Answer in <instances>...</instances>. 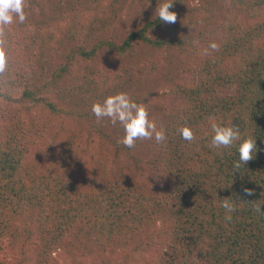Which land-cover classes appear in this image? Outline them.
<instances>
[{"label":"trees","instance_id":"1","mask_svg":"<svg viewBox=\"0 0 264 264\" xmlns=\"http://www.w3.org/2000/svg\"><path fill=\"white\" fill-rule=\"evenodd\" d=\"M41 2L26 0V22L5 28L8 67L0 74V236L23 214H30L42 238L37 254L47 259L69 234L82 233V239L102 248L112 245L111 253L117 244L160 221L169 237L166 264H264V215L255 211L258 204L264 211V150L241 169L233 167L244 138L252 136L257 148L264 149V0H228L239 13L223 15V19L202 8L200 22H212L214 30L201 34L199 43L191 38L152 36L163 25L157 14L128 31L121 41L106 40L104 25L116 19L125 0H68L65 10L48 20L39 13ZM164 2L146 0L140 11L157 12ZM208 42L218 44L219 51L198 53L197 61L186 70L188 80L169 92L164 90L167 105L161 104L149 117L164 130L166 141L159 145L154 138L136 142L135 148L143 141L148 144L150 165L166 186L160 195L125 175L81 184L71 176L69 166L30 173L28 157L44 139L40 120L31 117L36 110L62 121L76 117L88 136L134 158L135 148L124 147L118 136L92 121L90 111H78L75 105L79 100L102 102L104 94L116 95L122 85L133 84L136 75L144 81L158 79L169 66L93 62L101 51L129 56L134 45L143 44L186 53L189 48H208ZM166 82L142 94L134 89L127 94L150 110ZM226 86L234 87V93L217 97V88ZM213 124L238 127L241 141L231 149L213 148ZM181 127L192 130L193 142L181 138ZM245 188L254 195L246 196ZM227 198L236 209L231 221L225 220L227 213L221 207ZM18 248L22 253L17 264H29L23 246ZM110 260L104 264H113Z\"/></svg>","mask_w":264,"mask_h":264},{"label":"rangeland","instance_id":"2","mask_svg":"<svg viewBox=\"0 0 264 264\" xmlns=\"http://www.w3.org/2000/svg\"><path fill=\"white\" fill-rule=\"evenodd\" d=\"M65 1L68 2V0H44V2H41L39 13L43 14L42 18L48 20L49 16L55 12L65 10L67 7ZM145 1L125 0L116 19L104 25L103 38L110 41L115 40L117 43L124 38L128 31L137 28L141 22L153 18L157 13L156 11H140V5ZM173 1L171 0V2ZM202 8H207L210 15L214 12L217 13L219 19H223V15L234 17L239 13V10L234 8V4H230L228 0L225 2L221 0H175L171 11L177 14V21L172 24L163 22V25L158 30L153 31L151 35L166 39L191 38L193 42L199 43L201 34L214 30L212 22H200L198 14ZM209 43L206 45H209ZM206 47L204 45L202 48H189L186 53H180L171 48L157 50L148 48L143 44H136L129 56L119 57L112 51L103 50L93 62L99 60L117 61L121 65L129 67L143 66L144 62H153L155 65L169 66L166 74L159 76L158 79L144 81L142 75H136L133 78V84L128 83L127 87L122 85L116 91L117 93H128L134 89L136 93L142 94L160 85H165L164 82L168 78H176L170 84L166 82L165 88L159 90L158 100L149 106L148 113L150 117L154 111L163 107L161 104L167 105L169 97L164 94V90L169 92L170 89L184 85V81H187L190 75V72L187 73L186 70L190 68L191 63L197 61L198 53H201ZM75 74L68 75L60 84L58 91H61L66 86L67 80ZM109 93L104 94L99 100L103 102L108 96H111ZM233 93L234 87L229 86L217 88L216 90L217 97H226ZM74 102L70 101L72 103L70 106H74ZM93 103L95 102L89 101L88 104H84L82 100H79V103L75 106L78 111L91 112ZM31 117L40 120V127L44 128V139L40 140L36 152L28 157L30 173L40 174L53 167L69 166L71 176L81 184H86L94 178L108 179L116 175H125L129 179L138 181L150 193L160 195L162 191L166 190L163 180L157 175L153 165H150L152 154L148 150L146 141L135 148L134 158H130L121 153L117 154L113 147L106 142H102L96 136H88L86 130L79 125L81 122L76 121V117L74 121L72 119L62 121L54 116L45 115L40 110L33 111ZM92 121L103 131L112 132L122 139L124 131L119 124L113 126L107 119L100 123L96 121V118H92ZM51 143H53V146ZM12 226L13 229L9 231ZM10 227L4 229V233L0 236L2 240V242L0 241V261L3 264H17L18 258L21 257L20 253H22L18 248L20 245L24 248L23 251H25L29 264H73L75 262L78 264H95V262L104 264L110 258L113 264H166V261H170L167 226L160 221L146 227L127 242L121 245L117 244L111 253L112 245L102 248L97 246L91 239H82V233L79 235L76 233L69 234L60 248L47 259H41L37 254L42 238L38 234L37 224L30 214H23ZM25 229L28 231L22 232Z\"/></svg>","mask_w":264,"mask_h":264},{"label":"clouds","instance_id":"3","mask_svg":"<svg viewBox=\"0 0 264 264\" xmlns=\"http://www.w3.org/2000/svg\"><path fill=\"white\" fill-rule=\"evenodd\" d=\"M26 0H0V74L5 73L8 67L6 56V33L5 28L8 25L18 22L24 24L27 20L25 12ZM173 7L171 0L162 3L157 11L160 21L168 24L177 21V14L170 9ZM209 49L219 51V45L215 42L210 43L208 48L201 51L202 55H209ZM91 112L98 123L107 119L113 126L119 124L122 126L124 135L120 143L128 148L133 149L138 140H151L159 145L166 141L167 137L163 129H158L155 121L149 119L147 108L143 104H137L132 101L127 93H118L108 96L102 103L96 102L92 104ZM210 119H213L210 117ZM214 135L211 139V146L216 149H231L237 141H241L240 129L236 126L224 127L217 124L212 125ZM181 138L189 143L195 140L194 133L189 127H181L179 129ZM258 149L256 140L252 136L244 138L238 145V161L234 162L235 170L241 169L247 163L255 158ZM246 196L254 195L250 189H243ZM221 207L226 211V221H231L233 213L236 209L233 202L227 198L223 199ZM262 204L255 207V211L264 215L261 210Z\"/></svg>","mask_w":264,"mask_h":264}]
</instances>
